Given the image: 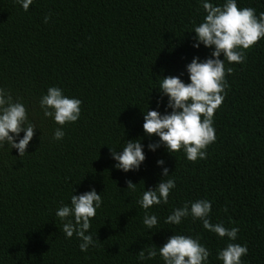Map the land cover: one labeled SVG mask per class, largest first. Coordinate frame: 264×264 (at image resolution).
<instances>
[{
	"label": "trees",
	"instance_id": "1",
	"mask_svg": "<svg viewBox=\"0 0 264 264\" xmlns=\"http://www.w3.org/2000/svg\"><path fill=\"white\" fill-rule=\"evenodd\" d=\"M204 2L33 0L25 11L17 0H0V88L25 106L26 124L36 127L23 156L0 145V264H165L158 250L173 234L198 239L210 253L205 264H223L218 252L228 243L247 247L241 264H264V38L243 50V63L224 61L233 71H226L206 159L189 161L183 148L170 153L163 144L150 150L159 137L143 130L147 110L171 112L162 78L189 83L193 57L211 58L214 47H193ZM236 3L264 13V0ZM49 87L81 100L76 122L61 126L44 116L40 99ZM57 128L65 133L60 140L53 138ZM137 139L145 160L137 170L116 168L109 148L121 152ZM167 179L175 181L167 203L142 208L143 192ZM92 189L102 203L86 233L94 244L81 251L82 241L75 233L66 237L56 211ZM200 199L211 202L210 223L238 228L234 241L190 214L180 224L165 223ZM145 214L155 215L157 225L148 229ZM149 248L157 256L140 260Z\"/></svg>",
	"mask_w": 264,
	"mask_h": 264
},
{
	"label": "clouds",
	"instance_id": "2",
	"mask_svg": "<svg viewBox=\"0 0 264 264\" xmlns=\"http://www.w3.org/2000/svg\"><path fill=\"white\" fill-rule=\"evenodd\" d=\"M25 11L28 10L33 0H17ZM206 16L203 21L195 26L196 34L193 47H199L202 43L205 47L213 48L211 58L203 61L199 57H193L186 65L189 74V83L183 82L178 76H166L162 78L159 90L162 95H167V107L171 112L161 114L156 110H147L144 114L143 130L149 135H156L159 141L149 143L148 148L155 151L160 144L166 146L170 153L178 152L182 148L189 161L206 159V148L215 142V129L213 117L215 111L224 100L226 71L231 74L233 69L225 70V59L229 63H243L246 59L244 51L262 38H264V13L256 15L251 7L240 8L236 0H226L222 6H214L212 3H203ZM48 16L44 22L47 23ZM223 54V59H220ZM81 100L69 98L63 95L59 87H49L47 94L40 99V106L44 110L45 117H52L58 125L76 122L80 117ZM27 110L18 101H13L11 95L5 89L0 88V145L7 143L11 148L17 149L19 156L27 151L29 142L33 138V124L27 123ZM21 131L24 135L16 141ZM65 135L62 128L54 131L53 138L60 140ZM121 152L109 148L112 158L118 163L116 168L125 172L137 170L145 160L143 145L137 140H128ZM158 165H163V160H157ZM169 170L163 168L162 176L167 177ZM127 188L135 191L136 183L126 181ZM175 187L173 179L161 180L154 189L143 192L142 199L138 201L142 208L147 210L161 202L167 203L170 190ZM102 203L101 196L95 189L79 195H72L70 205L62 204L56 211V216L62 221L63 232L67 238L73 234L82 241L79 244L81 251H87L89 245L94 244L92 235L86 234L90 228V220L96 215L97 208ZM211 211V202L200 199L195 202L185 203L175 209L165 223L180 224L182 218L189 214L193 219L203 222V227L220 237L235 240L238 228L228 229L221 223L212 224L208 217ZM227 211V209H225ZM71 217V219H69ZM144 225L151 229L157 225L155 215L145 214ZM159 255L165 264H205L210 255L208 249L200 244L198 239L180 234L171 235L167 241L159 247ZM247 247L236 243H228L218 252V259L223 264H241V257L247 254ZM157 256L156 248L139 252L140 260L151 259Z\"/></svg>",
	"mask_w": 264,
	"mask_h": 264
}]
</instances>
